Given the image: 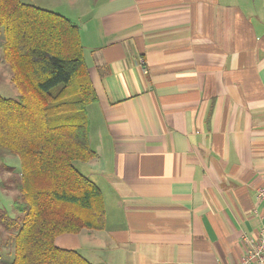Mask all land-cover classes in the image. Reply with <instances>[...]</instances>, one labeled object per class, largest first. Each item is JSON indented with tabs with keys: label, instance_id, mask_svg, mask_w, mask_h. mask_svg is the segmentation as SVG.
<instances>
[{
	"label": "crops",
	"instance_id": "0c3cea01",
	"mask_svg": "<svg viewBox=\"0 0 264 264\" xmlns=\"http://www.w3.org/2000/svg\"><path fill=\"white\" fill-rule=\"evenodd\" d=\"M21 1L78 26L97 99L80 172L105 227L55 245L91 264H239L264 225V0Z\"/></svg>",
	"mask_w": 264,
	"mask_h": 264
},
{
	"label": "trees",
	"instance_id": "16d2710c",
	"mask_svg": "<svg viewBox=\"0 0 264 264\" xmlns=\"http://www.w3.org/2000/svg\"><path fill=\"white\" fill-rule=\"evenodd\" d=\"M0 30L18 92L0 95V173H10L0 188L16 192L14 217L0 210V245L13 244L10 264H91L55 245L60 235L101 231L106 222L100 189L73 165L96 156L87 110L97 99L79 28L53 11L0 0ZM6 157L19 159V174Z\"/></svg>",
	"mask_w": 264,
	"mask_h": 264
},
{
	"label": "rangeland",
	"instance_id": "374dc122",
	"mask_svg": "<svg viewBox=\"0 0 264 264\" xmlns=\"http://www.w3.org/2000/svg\"><path fill=\"white\" fill-rule=\"evenodd\" d=\"M38 5H41V4L38 2ZM0 34H2L1 30H0ZM1 58H2V52L0 50V60ZM3 66L7 68L6 69L7 74L11 75L10 70L8 66L6 65V63H4ZM5 84L7 85L0 88V95L5 98H16L18 95L17 90L13 87L11 83L9 84L8 81ZM5 164L12 168V173H14V171L19 170V159L17 157H7L5 160ZM73 165L79 171H82L81 169L84 166L83 163L78 162V161L74 162ZM6 174L7 173H4V174L0 173V181L7 179L5 177ZM9 176H10V173H9ZM15 195H16V192L12 189H1L0 188V210L6 211L7 215L10 217H14L15 215L12 209V202H13ZM0 233H1L0 235V239H1V237L3 236L2 233L6 234L5 232L2 231L1 227H0ZM10 249H11V255L9 253ZM12 252H13V244L11 246L10 245L6 246L5 244H1L0 245V264H10V262L12 261Z\"/></svg>",
	"mask_w": 264,
	"mask_h": 264
},
{
	"label": "built area",
	"instance_id": "2783aa9c",
	"mask_svg": "<svg viewBox=\"0 0 264 264\" xmlns=\"http://www.w3.org/2000/svg\"><path fill=\"white\" fill-rule=\"evenodd\" d=\"M256 199L264 203V188L257 189ZM241 243L243 251L239 264H264V225L254 236L244 234Z\"/></svg>",
	"mask_w": 264,
	"mask_h": 264
}]
</instances>
